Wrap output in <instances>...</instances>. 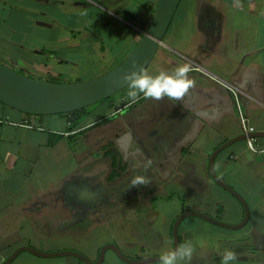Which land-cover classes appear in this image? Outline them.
<instances>
[{
  "label": "crops",
  "instance_id": "1",
  "mask_svg": "<svg viewBox=\"0 0 264 264\" xmlns=\"http://www.w3.org/2000/svg\"><path fill=\"white\" fill-rule=\"evenodd\" d=\"M159 1L0 0V61L42 82L69 79L75 69L96 79L133 53ZM172 21L147 71L154 76L190 62L195 86L180 100L141 94L131 103L126 88L88 111L75 132L23 128L18 124L28 116L0 103V264L24 247L88 259V242L98 232L110 240L91 262L109 245L140 262L174 250L173 227L185 213L242 223L245 207L213 180L209 165L216 151L244 136L237 106L248 125L264 133V0H181ZM59 117L50 121L69 126L67 115ZM77 135L85 145L80 151L68 144ZM53 136L60 139L50 145ZM259 140L258 154L241 140L214 161L218 178L246 201L247 223L226 229L183 219L180 244L191 241L195 252L181 264H221L226 251L237 256L232 264H264V137ZM111 144L125 168L114 180ZM188 219H195L193 226ZM49 242L73 249L42 252Z\"/></svg>",
  "mask_w": 264,
  "mask_h": 264
},
{
  "label": "water",
  "instance_id": "2",
  "mask_svg": "<svg viewBox=\"0 0 264 264\" xmlns=\"http://www.w3.org/2000/svg\"><path fill=\"white\" fill-rule=\"evenodd\" d=\"M181 3V0H160L153 14L151 23L146 27L141 39L133 50V53L118 67L105 73L96 79L74 82V84H56L47 81H38L29 78L16 70H12L0 63V103L11 110L20 112L31 117H45L57 115H69L76 111L84 110L96 104L102 103L107 99L117 95L125 90L126 84L120 82V74L131 66L133 61L142 64L147 70L158 54V49L162 45L164 37L169 30L174 15ZM254 138L264 137L263 132L250 135ZM242 136L233 139L224 145L220 150L216 151L210 159L209 171L213 180L228 194L230 193L245 207V218L240 225L227 226L202 213H185L177 219L173 227L174 234V250L180 245L178 227L181 221L187 217H196L213 223L217 226L230 229L240 228L244 226L249 219V208L246 201L236 193L231 187H228L217 176L214 170V161L220 151L228 148L231 144L245 140ZM112 250L122 261L129 264H144L149 262H158V258L141 260L140 262L132 261L126 258L120 250L109 245L101 251L99 260L96 263L88 261L84 256L75 253H57V254H41L38 251L24 247L20 248L10 259L4 264H11L19 253L27 251L40 258L48 259L60 256H72L80 259L85 264H101L105 253Z\"/></svg>",
  "mask_w": 264,
  "mask_h": 264
},
{
  "label": "clouds",
  "instance_id": "3",
  "mask_svg": "<svg viewBox=\"0 0 264 264\" xmlns=\"http://www.w3.org/2000/svg\"><path fill=\"white\" fill-rule=\"evenodd\" d=\"M191 71L190 62L177 66L172 71L161 70L156 75H151L145 67L133 61L131 66L120 74V82L128 87L127 96L131 103H136L141 98H151L162 100L168 97L173 100L182 99L191 88L195 86V81L189 78ZM134 182L132 187H135ZM195 252V247L191 241H186L178 245L175 250L163 252L158 258V264H181L183 261H190ZM237 260L233 251H226L221 259V264H232Z\"/></svg>",
  "mask_w": 264,
  "mask_h": 264
},
{
  "label": "rangeland",
  "instance_id": "4",
  "mask_svg": "<svg viewBox=\"0 0 264 264\" xmlns=\"http://www.w3.org/2000/svg\"><path fill=\"white\" fill-rule=\"evenodd\" d=\"M165 41H167L166 43H169V39H166ZM0 62L2 63V61H0ZM2 64L4 66L12 69V70L14 69V70L18 71L19 73H21V74H23V75H25L27 77L29 76L26 72H24L20 68H16L14 64H9V63H2ZM89 73H91V72H89ZM77 74H78V70L75 69L74 72H72L70 74V78L69 79L67 77H64L62 79L49 78V80L54 81L55 83L59 82L60 84H67V83L74 84V82H76L78 80L85 81V80H88V79H95V78H93L94 76H92L91 74L90 75L88 74L86 76L84 74H80L78 76ZM122 92H124V90ZM122 92H120L119 94L113 96L111 99L112 100L118 99V97H120L121 95H124ZM102 103H99V104H96V105H94L92 107H89V108L86 109V111L87 112L88 111L89 112H93L95 110V108L98 107V105H100ZM0 114H1V112H0ZM59 116H61V115H58V116H45V117H31V116H28L27 118L29 120V124L33 125L35 127L36 131H39V132L44 131V130L49 132V130H53V129L54 130L68 129L69 126H68L67 122H65V121H50L52 119V117L60 118ZM49 117H51V118H49ZM47 132H45V133H47ZM47 135H48V133H47ZM54 137H56V136H54ZM81 138H82V135H77L76 138H73L72 140L68 141V144L71 145V147L76 144V147L72 148L73 150L77 149L78 151H80L81 149H85V145H83V142H82ZM221 196L222 197H220V201L222 202L221 205L223 206L224 205L223 196H225V195H221ZM234 203H235L236 208L239 209L240 205L238 204V202L235 201ZM226 205L228 207V208H226V210H228L229 208H232V204L231 203L229 205L228 204H226ZM193 221H195V219H188V221L186 222V225L193 226ZM227 222H230V220L228 218H224L223 219V224L224 225L235 226V225H232V224L228 225V224H226ZM236 225H238V224H236ZM123 228H125V227H123ZM100 233L101 232H98V233L94 234V236L88 242V243H90L89 244L90 250L87 253V255L89 257L88 258L89 260L87 259L88 261H90V260L92 261L93 260L94 253H95L97 247L103 246L106 242H108L110 240L109 238H106V236H104V235H102ZM48 244L50 245V247H48L49 245L48 246L47 245H43V246L40 247V250L42 252H44V253H47L49 250H57V249H65V248L73 249V247L71 245H69L68 243H64V242H59V243L58 242H49ZM106 247H108V246H106ZM106 247H104L103 249H105ZM108 253H110V254L107 257V260H106L105 264H121L111 254V253H114V252L109 250ZM25 254H27V252H24V255H22L18 259V261H16L14 264H41V263L42 264H70L71 263L70 261H73L72 259H70L69 261L66 260L67 259L66 256H60L56 260H52L51 262L46 263V262H42V260L40 258L36 261L33 258H29L28 255H25Z\"/></svg>",
  "mask_w": 264,
  "mask_h": 264
},
{
  "label": "trees",
  "instance_id": "5",
  "mask_svg": "<svg viewBox=\"0 0 264 264\" xmlns=\"http://www.w3.org/2000/svg\"><path fill=\"white\" fill-rule=\"evenodd\" d=\"M47 82L55 83L54 81H51L49 79L47 80ZM56 84H60V83L56 82ZM88 115L89 114L87 113L86 109L85 110L76 111L73 114L67 115V117L69 119V121H68L69 122V130H71L72 132H75V130L78 129L77 127L80 125V123ZM59 137L60 136H56V137L53 136L52 140L50 141V145H52L58 139H60ZM106 149L108 151L107 155H109L112 158V165H113V172H112V176H111L110 179L114 180V179L122 176L123 172L125 171L124 164H123V159H122L121 155L114 149V145L113 144H111L108 147H106Z\"/></svg>",
  "mask_w": 264,
  "mask_h": 264
},
{
  "label": "built area",
  "instance_id": "6",
  "mask_svg": "<svg viewBox=\"0 0 264 264\" xmlns=\"http://www.w3.org/2000/svg\"><path fill=\"white\" fill-rule=\"evenodd\" d=\"M231 91H233L235 98H236V104H238L237 102V94L234 91V89L231 88ZM237 110L239 111V117L241 119V123H242V127L244 130V136L246 137L245 141L247 143V148L250 152L254 153V154H258V152L261 151L260 145H259V138H254L251 137L250 135H254L256 134V131L253 127H250L248 125V122L242 112V110H240L239 106H237ZM19 126L23 127V128H28V129H32L34 130L35 127L33 125L29 124V120H26L24 122H22L21 124H18Z\"/></svg>",
  "mask_w": 264,
  "mask_h": 264
}]
</instances>
